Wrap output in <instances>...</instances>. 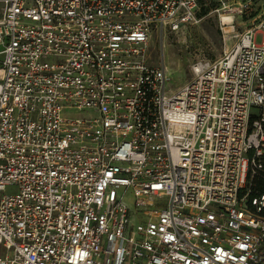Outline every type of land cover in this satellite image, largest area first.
Wrapping results in <instances>:
<instances>
[{"label": "built area", "instance_id": "built-area-1", "mask_svg": "<svg viewBox=\"0 0 264 264\" xmlns=\"http://www.w3.org/2000/svg\"><path fill=\"white\" fill-rule=\"evenodd\" d=\"M199 6L3 0L0 264H264V0L172 91L148 42Z\"/></svg>", "mask_w": 264, "mask_h": 264}, {"label": "rangeland", "instance_id": "rangeland-1", "mask_svg": "<svg viewBox=\"0 0 264 264\" xmlns=\"http://www.w3.org/2000/svg\"><path fill=\"white\" fill-rule=\"evenodd\" d=\"M235 3L239 0H225ZM248 9L242 16H234L233 31L222 32L218 13L214 9L220 4L214 0H200L197 22L179 29L176 32L153 33L148 42L149 63L164 66L168 78V86L172 91L191 78L190 66L198 59H215L229 50L235 36L248 28L252 18L259 13L260 0H240ZM3 0H0V16ZM10 191V190H9ZM123 190H120L122 192ZM123 200L134 213V198L129 190H125ZM135 221V220H134Z\"/></svg>", "mask_w": 264, "mask_h": 264}, {"label": "bare ground", "instance_id": "bare-ground-1", "mask_svg": "<svg viewBox=\"0 0 264 264\" xmlns=\"http://www.w3.org/2000/svg\"><path fill=\"white\" fill-rule=\"evenodd\" d=\"M219 23L221 22L222 30L224 32H229L232 29L231 24L233 23V18L230 14H220Z\"/></svg>", "mask_w": 264, "mask_h": 264}]
</instances>
